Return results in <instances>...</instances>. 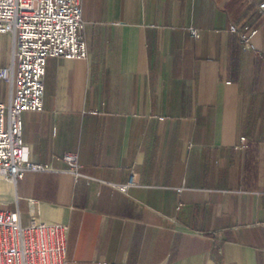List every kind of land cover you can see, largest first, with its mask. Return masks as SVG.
Returning a JSON list of instances; mask_svg holds the SVG:
<instances>
[{
  "label": "crops",
  "instance_id": "obj_1",
  "mask_svg": "<svg viewBox=\"0 0 264 264\" xmlns=\"http://www.w3.org/2000/svg\"><path fill=\"white\" fill-rule=\"evenodd\" d=\"M260 2L82 0L87 57L47 59L22 139L28 160L76 153L93 179L2 177L0 210L63 223L65 264H264Z\"/></svg>",
  "mask_w": 264,
  "mask_h": 264
},
{
  "label": "built area",
  "instance_id": "obj_2",
  "mask_svg": "<svg viewBox=\"0 0 264 264\" xmlns=\"http://www.w3.org/2000/svg\"><path fill=\"white\" fill-rule=\"evenodd\" d=\"M81 5L82 0H0V35L12 40L9 63L0 67V79L9 87L8 102H0V177L14 183L31 171L66 172L75 183L93 179L82 172L76 153H63L65 169L60 170L28 160L22 139V113L43 109L47 59L87 57ZM258 12L264 18V0ZM255 32L240 35L246 50L254 48L250 39ZM66 236L63 223L23 224L18 211L0 210V264H65Z\"/></svg>",
  "mask_w": 264,
  "mask_h": 264
},
{
  "label": "rangeland",
  "instance_id": "obj_3",
  "mask_svg": "<svg viewBox=\"0 0 264 264\" xmlns=\"http://www.w3.org/2000/svg\"><path fill=\"white\" fill-rule=\"evenodd\" d=\"M11 42L12 40L10 41V45H11ZM10 45L5 43L0 49H1V52H2V57L5 58L6 57V53L4 52V50H9L10 49ZM3 82V81H2ZM1 83V82H0ZM3 88L4 89H7V85L5 82H3ZM7 97V96H6ZM8 186H11L10 183L8 184ZM8 198V196L6 195L5 197V194H3L2 196H0V201L4 200Z\"/></svg>",
  "mask_w": 264,
  "mask_h": 264
},
{
  "label": "bare ground",
  "instance_id": "obj_4",
  "mask_svg": "<svg viewBox=\"0 0 264 264\" xmlns=\"http://www.w3.org/2000/svg\"><path fill=\"white\" fill-rule=\"evenodd\" d=\"M0 178H2V177H0Z\"/></svg>",
  "mask_w": 264,
  "mask_h": 264
}]
</instances>
